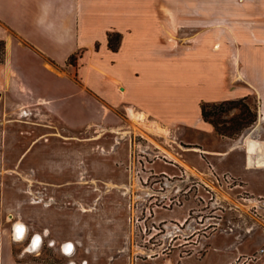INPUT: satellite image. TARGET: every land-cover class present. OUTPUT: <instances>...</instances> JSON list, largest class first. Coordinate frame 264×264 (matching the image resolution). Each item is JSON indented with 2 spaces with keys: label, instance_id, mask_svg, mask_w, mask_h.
<instances>
[{
  "label": "rangeland",
  "instance_id": "1",
  "mask_svg": "<svg viewBox=\"0 0 264 264\" xmlns=\"http://www.w3.org/2000/svg\"><path fill=\"white\" fill-rule=\"evenodd\" d=\"M34 98L0 94L5 264L10 249L19 264H211L221 244H234L229 264H264V164L249 165L244 147L259 142L264 160L256 95L243 101L256 121L235 137L208 124L182 136L144 120L73 130L17 104ZM241 114L239 105L223 118Z\"/></svg>",
  "mask_w": 264,
  "mask_h": 264
},
{
  "label": "crops",
  "instance_id": "2",
  "mask_svg": "<svg viewBox=\"0 0 264 264\" xmlns=\"http://www.w3.org/2000/svg\"><path fill=\"white\" fill-rule=\"evenodd\" d=\"M110 32L122 35L117 50ZM0 40V94L36 96L17 104L69 129L214 131L201 103L250 95L264 116V0H0ZM213 248L211 264L235 258L234 244ZM6 260L19 264L11 249Z\"/></svg>",
  "mask_w": 264,
  "mask_h": 264
},
{
  "label": "trees",
  "instance_id": "3",
  "mask_svg": "<svg viewBox=\"0 0 264 264\" xmlns=\"http://www.w3.org/2000/svg\"><path fill=\"white\" fill-rule=\"evenodd\" d=\"M121 33L110 32L108 34L109 46L113 50H117L121 42ZM1 43L5 44L3 40ZM76 56L70 58V62H75ZM249 97L239 99H229L220 102L203 101L201 103V114L206 122L212 124L214 131L224 137H235L243 127H249L256 121L255 114H252L249 105L245 100ZM241 105L242 114L230 119H224V115H229V111L233 107ZM246 114V115H244ZM226 122L229 125L225 124Z\"/></svg>",
  "mask_w": 264,
  "mask_h": 264
},
{
  "label": "bare ground",
  "instance_id": "4",
  "mask_svg": "<svg viewBox=\"0 0 264 264\" xmlns=\"http://www.w3.org/2000/svg\"><path fill=\"white\" fill-rule=\"evenodd\" d=\"M244 147L246 148V151H247V161H248L249 165L250 164L253 165L254 163L255 164L258 163V166H262L264 164V160H263V158L259 157L260 154L258 152L263 147L262 144H260L259 142L255 141L251 138H247L245 141ZM262 152H263V150H262ZM254 155H255V157H254ZM17 235L20 236L21 233H17Z\"/></svg>",
  "mask_w": 264,
  "mask_h": 264
},
{
  "label": "built area",
  "instance_id": "5",
  "mask_svg": "<svg viewBox=\"0 0 264 264\" xmlns=\"http://www.w3.org/2000/svg\"><path fill=\"white\" fill-rule=\"evenodd\" d=\"M154 157L155 158H160V155L159 154H154ZM163 157V161H165V162H167V163H169V164H173V166H177V163H176V161H171L170 159H169V157H167L166 155H163L162 156ZM161 159V158H160ZM165 159H168L169 161H166ZM163 172H165V173H162V174H164V175H166V174H168V172L166 171V170H163ZM261 252H264V248H262L261 250H260Z\"/></svg>",
  "mask_w": 264,
  "mask_h": 264
}]
</instances>
